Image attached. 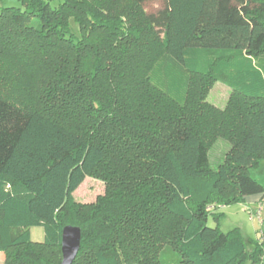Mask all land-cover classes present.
Instances as JSON below:
<instances>
[{"label":"trees","instance_id":"obj_1","mask_svg":"<svg viewBox=\"0 0 264 264\" xmlns=\"http://www.w3.org/2000/svg\"><path fill=\"white\" fill-rule=\"evenodd\" d=\"M18 1L0 5L3 264H61L67 225L82 232L72 264H261L264 241L207 221L264 197L249 173L264 158V0H163L157 15L144 0ZM217 81L224 108L207 100ZM92 175L105 193L78 202Z\"/></svg>","mask_w":264,"mask_h":264},{"label":"rangeland","instance_id":"obj_2","mask_svg":"<svg viewBox=\"0 0 264 264\" xmlns=\"http://www.w3.org/2000/svg\"><path fill=\"white\" fill-rule=\"evenodd\" d=\"M54 4H56V2H54ZM143 4L151 15H157L158 11L163 8L164 5L163 0H144ZM0 5L19 6L20 2L18 0H4ZM230 92L231 89L228 86L217 81L212 85L207 100L218 107L224 108L228 103ZM230 147L231 143L223 138H219L212 143L209 150V159L213 168H217L218 165L224 161ZM249 173L253 178L264 185V158L261 159L256 166L250 167ZM105 190L106 184L101 178L97 175L88 176L74 192V198L78 202L92 203L96 201L98 196L103 195ZM253 196L255 195L244 197L242 202H235L214 208L213 213L215 214L209 215L207 224L211 227L218 226L223 232L236 229L239 230L245 239L247 248L251 249L254 241L262 236L261 224L254 216L258 205L250 201L254 198ZM260 196L262 197V195ZM260 201L261 198L257 203ZM262 206L261 215L262 218H264V201L262 202ZM40 228L44 232V229L42 227ZM3 257V253L0 252V262ZM261 264H264V254Z\"/></svg>","mask_w":264,"mask_h":264},{"label":"water","instance_id":"obj_3","mask_svg":"<svg viewBox=\"0 0 264 264\" xmlns=\"http://www.w3.org/2000/svg\"><path fill=\"white\" fill-rule=\"evenodd\" d=\"M81 228L74 225H67L62 230L61 238V264H72L76 259L81 245Z\"/></svg>","mask_w":264,"mask_h":264},{"label":"crops","instance_id":"obj_4","mask_svg":"<svg viewBox=\"0 0 264 264\" xmlns=\"http://www.w3.org/2000/svg\"><path fill=\"white\" fill-rule=\"evenodd\" d=\"M253 197L254 198H252L250 201L258 205L257 201L261 198V196L260 195H255ZM34 233H35V235H34ZM31 237H32V239L34 241H43L44 232L41 230L40 227H34V228L31 229ZM3 262H4V257L2 258L0 264H3Z\"/></svg>","mask_w":264,"mask_h":264},{"label":"built area","instance_id":"obj_5","mask_svg":"<svg viewBox=\"0 0 264 264\" xmlns=\"http://www.w3.org/2000/svg\"><path fill=\"white\" fill-rule=\"evenodd\" d=\"M264 201V197H261V201L258 203V206H257V211L254 213V216L255 218L260 222V224L262 225V222H263V218H262V209H263V206H262V202ZM251 217L253 218V216L251 215ZM262 236H260V240L264 241V233L262 232L261 234Z\"/></svg>","mask_w":264,"mask_h":264}]
</instances>
